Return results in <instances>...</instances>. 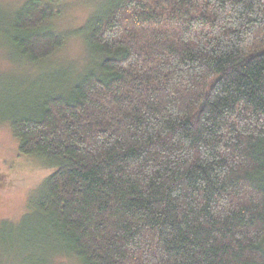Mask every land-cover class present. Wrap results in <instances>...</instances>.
<instances>
[{
	"label": "trees",
	"instance_id": "trees-1",
	"mask_svg": "<svg viewBox=\"0 0 264 264\" xmlns=\"http://www.w3.org/2000/svg\"><path fill=\"white\" fill-rule=\"evenodd\" d=\"M60 1L14 16L26 62L65 47ZM82 32L90 67L7 119L53 169L29 211L62 254L264 264V0H108Z\"/></svg>",
	"mask_w": 264,
	"mask_h": 264
},
{
	"label": "rangeland",
	"instance_id": "rangeland-1",
	"mask_svg": "<svg viewBox=\"0 0 264 264\" xmlns=\"http://www.w3.org/2000/svg\"><path fill=\"white\" fill-rule=\"evenodd\" d=\"M27 1L0 0V264H80L62 254L68 245L29 211L53 169L20 154L7 119L26 115L45 91L58 88L51 84L74 81L90 67L81 30L108 0H61L53 27L68 40L59 53L40 64L20 58L12 43L13 18Z\"/></svg>",
	"mask_w": 264,
	"mask_h": 264
}]
</instances>
